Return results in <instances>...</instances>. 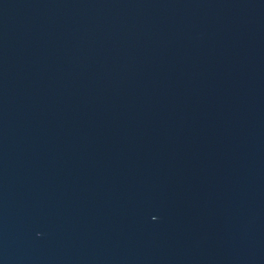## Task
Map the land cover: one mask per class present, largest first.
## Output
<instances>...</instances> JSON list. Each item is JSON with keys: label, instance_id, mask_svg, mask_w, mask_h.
<instances>
[{"label": "water", "instance_id": "1", "mask_svg": "<svg viewBox=\"0 0 264 264\" xmlns=\"http://www.w3.org/2000/svg\"><path fill=\"white\" fill-rule=\"evenodd\" d=\"M0 264H264V0H0Z\"/></svg>", "mask_w": 264, "mask_h": 264}]
</instances>
